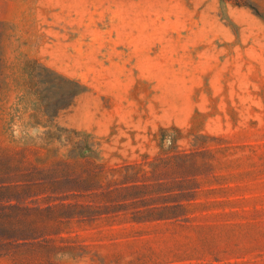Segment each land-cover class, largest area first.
Returning <instances> with one entry per match:
<instances>
[{
  "label": "rangeland",
  "instance_id": "1",
  "mask_svg": "<svg viewBox=\"0 0 264 264\" xmlns=\"http://www.w3.org/2000/svg\"><path fill=\"white\" fill-rule=\"evenodd\" d=\"M23 147L0 264H264V0H0Z\"/></svg>",
  "mask_w": 264,
  "mask_h": 264
},
{
  "label": "trees",
  "instance_id": "2",
  "mask_svg": "<svg viewBox=\"0 0 264 264\" xmlns=\"http://www.w3.org/2000/svg\"><path fill=\"white\" fill-rule=\"evenodd\" d=\"M79 92H80V89H75L72 93V98L75 97ZM70 103H71V99L64 102L61 108L67 107L68 105H70ZM26 151H30V149L23 147L21 149H15V150H9V151L0 150V157L1 159H4L6 162H9L10 160L12 161L15 156L23 155V153ZM74 151H75V148L71 150V155L74 153ZM20 169H22V167H20L19 165L14 166V171L20 170Z\"/></svg>",
  "mask_w": 264,
  "mask_h": 264
}]
</instances>
